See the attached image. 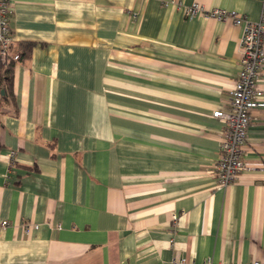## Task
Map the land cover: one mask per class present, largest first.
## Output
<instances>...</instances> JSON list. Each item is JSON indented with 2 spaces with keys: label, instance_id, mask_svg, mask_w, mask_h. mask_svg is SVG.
Returning a JSON list of instances; mask_svg holds the SVG:
<instances>
[{
  "label": "crops",
  "instance_id": "1",
  "mask_svg": "<svg viewBox=\"0 0 264 264\" xmlns=\"http://www.w3.org/2000/svg\"><path fill=\"white\" fill-rule=\"evenodd\" d=\"M176 2L250 22L262 4L11 0L22 60L0 82V264H264V108L245 170L214 177L242 30Z\"/></svg>",
  "mask_w": 264,
  "mask_h": 264
},
{
  "label": "built area",
  "instance_id": "2",
  "mask_svg": "<svg viewBox=\"0 0 264 264\" xmlns=\"http://www.w3.org/2000/svg\"><path fill=\"white\" fill-rule=\"evenodd\" d=\"M171 3H174L173 1ZM186 18L202 17L218 22H231L241 28L239 40L240 70L234 87L229 92L227 109L216 111L213 118L226 122V128L222 134L220 143V155L214 166V177L219 188H225L235 182L238 175L245 170L242 156V147L246 141L247 129L252 121V110L264 108L262 97L264 92L259 87L261 69L264 64V0L261 4L260 18L257 22H250L245 17L234 11L222 9L206 10L198 4L181 6ZM11 0H0V62L8 60L19 61L18 54H11L12 32L9 27L11 16ZM10 160L14 153H10ZM172 225H178L177 216H173ZM1 228L7 226V222L1 223ZM37 225L23 227L25 234L31 230H37ZM173 264H214L211 260L195 263L184 258H178ZM251 264H262L259 260Z\"/></svg>",
  "mask_w": 264,
  "mask_h": 264
},
{
  "label": "trees",
  "instance_id": "3",
  "mask_svg": "<svg viewBox=\"0 0 264 264\" xmlns=\"http://www.w3.org/2000/svg\"><path fill=\"white\" fill-rule=\"evenodd\" d=\"M28 48L30 47L28 46ZM18 55H19V62H20L22 60V54L18 52ZM13 63L14 62L12 60H8L7 62L3 63V65L0 66V82L2 84H5L6 86L10 83L11 68H12Z\"/></svg>",
  "mask_w": 264,
  "mask_h": 264
}]
</instances>
